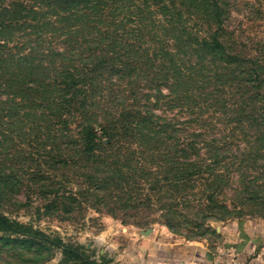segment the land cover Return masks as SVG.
Returning a JSON list of instances; mask_svg holds the SVG:
<instances>
[{"label":"trees","instance_id":"trees-1","mask_svg":"<svg viewBox=\"0 0 264 264\" xmlns=\"http://www.w3.org/2000/svg\"><path fill=\"white\" fill-rule=\"evenodd\" d=\"M223 4L0 0L1 241L38 238L3 209L20 191L175 234L264 206V41Z\"/></svg>","mask_w":264,"mask_h":264},{"label":"rangeland","instance_id":"rangeland-1","mask_svg":"<svg viewBox=\"0 0 264 264\" xmlns=\"http://www.w3.org/2000/svg\"><path fill=\"white\" fill-rule=\"evenodd\" d=\"M220 1L228 10L229 39H236L248 47H255L256 41H264V0ZM14 196L16 200L3 208L6 215L25 226L27 232L33 227L38 238L22 239L12 234L4 241L0 240V264H122L124 248L134 233L140 235L148 230L167 228L159 214H153L149 220L152 223L141 228L123 224L121 220L94 210L79 211L70 216L63 214L65 220L62 215L49 216L39 211V198H27L25 191ZM255 204L239 205L230 217L216 222L202 221L201 227L181 226L176 235L188 241L213 245L219 242L218 231L224 225L264 220V206ZM0 236H3L2 232Z\"/></svg>","mask_w":264,"mask_h":264},{"label":"crops","instance_id":"crops-1","mask_svg":"<svg viewBox=\"0 0 264 264\" xmlns=\"http://www.w3.org/2000/svg\"><path fill=\"white\" fill-rule=\"evenodd\" d=\"M218 233L213 245L188 241L165 227L134 233L122 264H264V220L232 222Z\"/></svg>","mask_w":264,"mask_h":264},{"label":"water","instance_id":"water-1","mask_svg":"<svg viewBox=\"0 0 264 264\" xmlns=\"http://www.w3.org/2000/svg\"><path fill=\"white\" fill-rule=\"evenodd\" d=\"M150 233H151V231H150V230H148V231L144 232V234H145V235H149Z\"/></svg>","mask_w":264,"mask_h":264}]
</instances>
